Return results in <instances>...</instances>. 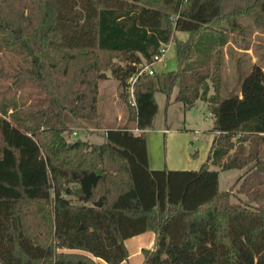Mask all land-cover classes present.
I'll return each mask as SVG.
<instances>
[{
	"label": "trees",
	"instance_id": "obj_1",
	"mask_svg": "<svg viewBox=\"0 0 264 264\" xmlns=\"http://www.w3.org/2000/svg\"><path fill=\"white\" fill-rule=\"evenodd\" d=\"M243 15L264 24V0H0L1 264H121L125 241L149 229L142 264H264L263 68L221 91ZM169 43L176 67L143 71L132 104L128 80ZM108 72L133 126L70 140L64 112L98 118ZM176 86L184 110L207 104L213 140L198 169H151L154 96L168 104ZM229 169L243 172L221 190Z\"/></svg>",
	"mask_w": 264,
	"mask_h": 264
},
{
	"label": "rangeland",
	"instance_id": "obj_2",
	"mask_svg": "<svg viewBox=\"0 0 264 264\" xmlns=\"http://www.w3.org/2000/svg\"><path fill=\"white\" fill-rule=\"evenodd\" d=\"M238 22L242 28H237L233 32L228 31V43L224 46V59L222 71V97H226L232 90H236L239 85V78L246 75L252 64H259L264 70V24L257 25L255 17L251 15H243L238 18ZM167 58V63L172 69L176 67V58L174 46H169L162 61ZM161 62V61H160ZM108 78L100 83L99 87V117L94 120L74 119L69 112H64L63 119L71 126L67 137L73 139H85L89 142L99 143L103 140V134L106 129L111 127H132L133 123H127L128 109L126 104L119 96L120 87L108 72ZM11 81L0 80V91L7 98L11 96L6 87ZM30 88L23 85L17 90L18 95H24ZM178 86L174 87L171 94L170 103L167 104L166 96L163 93H156L158 102V111L155 115V126L164 125L165 118L168 123L173 122V126L180 124V132L188 135V138L194 141L195 148L202 153L206 148L207 135L209 127H211L212 118L207 104L199 100L197 105L189 110H184L181 103L172 101L173 95L177 92ZM2 96V94L0 93ZM1 100V97H0ZM1 103V102H0ZM186 121L184 122L183 120ZM127 123V124H126ZM172 124V123H171ZM77 132L74 136L72 133ZM199 132V133H198ZM194 133H198L195 135ZM197 136V137H195ZM181 142V141H180ZM191 143V142H190ZM154 148V147H153ZM161 148L166 153L167 145L161 140ZM194 149L191 151V153ZM211 168H216L211 166ZM242 169H229L219 171V188L228 189L236 179L242 174ZM131 253V252H130ZM143 255L132 254L123 264H142ZM1 264V263H0Z\"/></svg>",
	"mask_w": 264,
	"mask_h": 264
},
{
	"label": "crops",
	"instance_id": "obj_3",
	"mask_svg": "<svg viewBox=\"0 0 264 264\" xmlns=\"http://www.w3.org/2000/svg\"><path fill=\"white\" fill-rule=\"evenodd\" d=\"M179 36L180 38L185 39L187 37V34L179 33ZM169 46H172V43H169ZM169 66L170 65L169 63H167V58H165L163 61L156 63L153 68L156 71L172 70V68ZM176 93L173 95L172 101H175L174 98ZM154 97L156 100V96ZM175 103H180V102L175 101ZM165 120L166 121L164 125L155 126L154 123L155 117H154L151 127L146 129L145 133H146L149 167L151 169H163L166 167L167 169H171V170H180V169L189 170V169L200 168V166L207 158L208 150L213 140V134L208 132L209 134L207 135V140H206V143L208 142L207 148L202 153H200L199 150L195 148L196 146L194 141L188 138V135H186L184 132H180L181 130L180 124L176 125L177 127H175L173 126V122H171L172 124L171 123L167 124L169 121L168 118H165ZM183 121L185 122L186 119ZM69 127L71 128V126ZM198 133H194V134L197 135ZM162 135L165 145H167L166 153H164L163 149L161 148ZM193 149L197 150L196 157L190 156V153ZM156 240H157L156 231L149 229L142 234L127 239L125 241V244L131 257L132 254L139 255L141 253V250L144 248L150 249L154 247L156 244ZM123 263L125 262H122L121 264Z\"/></svg>",
	"mask_w": 264,
	"mask_h": 264
},
{
	"label": "built area",
	"instance_id": "obj_4",
	"mask_svg": "<svg viewBox=\"0 0 264 264\" xmlns=\"http://www.w3.org/2000/svg\"><path fill=\"white\" fill-rule=\"evenodd\" d=\"M168 47L169 44L163 45L161 46V48L159 49V52L153 57V60L150 63H146L144 64L139 70L136 71L135 74L132 75V77H130V79L128 80V90L130 93V100L131 103L134 104V95H133V83L135 82V80L137 79V77L143 72V71H147L150 74H152L154 72V65L160 61H162V59L165 56L166 51H168ZM135 131H137V129H135ZM74 136L77 135V132H73L72 133Z\"/></svg>",
	"mask_w": 264,
	"mask_h": 264
},
{
	"label": "water",
	"instance_id": "obj_5",
	"mask_svg": "<svg viewBox=\"0 0 264 264\" xmlns=\"http://www.w3.org/2000/svg\"><path fill=\"white\" fill-rule=\"evenodd\" d=\"M135 70V69H134ZM100 204V201L96 203V205H99Z\"/></svg>",
	"mask_w": 264,
	"mask_h": 264
}]
</instances>
